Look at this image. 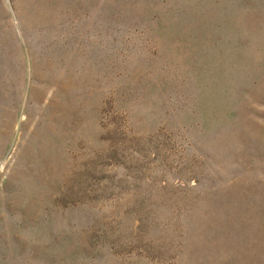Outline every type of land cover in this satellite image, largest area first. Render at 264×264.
Wrapping results in <instances>:
<instances>
[{"label":"rangeland","instance_id":"obj_1","mask_svg":"<svg viewBox=\"0 0 264 264\" xmlns=\"http://www.w3.org/2000/svg\"><path fill=\"white\" fill-rule=\"evenodd\" d=\"M0 264H264V0H0Z\"/></svg>","mask_w":264,"mask_h":264}]
</instances>
